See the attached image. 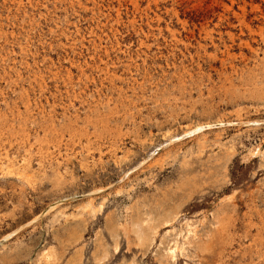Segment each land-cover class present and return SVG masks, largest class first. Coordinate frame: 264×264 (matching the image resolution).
Instances as JSON below:
<instances>
[{
    "label": "rangeland",
    "instance_id": "374dc122",
    "mask_svg": "<svg viewBox=\"0 0 264 264\" xmlns=\"http://www.w3.org/2000/svg\"><path fill=\"white\" fill-rule=\"evenodd\" d=\"M263 150L264 0H0V264H264Z\"/></svg>",
    "mask_w": 264,
    "mask_h": 264
},
{
    "label": "bare ground",
    "instance_id": "6f19581e",
    "mask_svg": "<svg viewBox=\"0 0 264 264\" xmlns=\"http://www.w3.org/2000/svg\"><path fill=\"white\" fill-rule=\"evenodd\" d=\"M174 36V35H173ZM148 59V58H147ZM251 123V122H250ZM254 123H256V122H254ZM81 126V125H80ZM202 127H204L203 125L202 126H200L198 129H191L190 131H187V133H186V135H189L190 133H192V132H195V131H197V130H199V129H201ZM55 131V130H54ZM75 133V132H74ZM177 138V137H176ZM175 138V139H176ZM174 140V139H173ZM174 142V141H173ZM162 147V146H161ZM262 149V148H261ZM260 151V150H259ZM264 151V150H263ZM263 151L261 152V153H263ZM258 154H259V152H258ZM262 155V154H261ZM152 156V155H151ZM12 166V165H11ZM50 209H51V207H50ZM53 210V209H52ZM48 211H50L49 209H48ZM90 212H92L91 210H90ZM40 219V218H39ZM225 229L226 228H224L220 233H219V235L217 236V235H215V237L217 236V239H216V243H215V245L213 246V247H211V248H209V249H211V251L212 250H214V252H217L218 250L216 249L217 248V246H219V248H220V252H219V254L222 252V249L224 248V246L228 243V242H226V231H225ZM137 231H138V233H139V237H140V239H142V237L143 236H141V235H145V233L143 232V229H142V226L141 225H137ZM190 233V232H189ZM157 234V233H156ZM231 234V233H230ZM213 239H215V238H213ZM175 247H177V246H175ZM208 247H209V245H208ZM258 248V247H257ZM179 249V248H178ZM178 249H176V250H178ZM183 250V249H182ZM172 251V250H171ZM184 251V250H183ZM175 252V250L172 252V253H174ZM180 252V251H179ZM213 252V253H214ZM175 256V255H174ZM173 256V257H174ZM206 256V255H205ZM211 257V256H210ZM47 260V259H46ZM49 260V259H48ZM215 262V261H214Z\"/></svg>",
    "mask_w": 264,
    "mask_h": 264
}]
</instances>
